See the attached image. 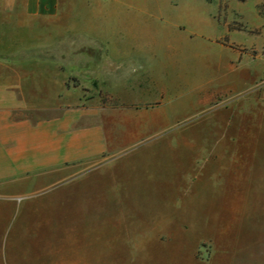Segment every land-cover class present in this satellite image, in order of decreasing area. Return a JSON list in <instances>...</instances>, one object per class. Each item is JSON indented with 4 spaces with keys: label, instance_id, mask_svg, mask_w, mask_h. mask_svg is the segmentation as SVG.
Returning <instances> with one entry per match:
<instances>
[{
    "label": "rangeland",
    "instance_id": "374dc122",
    "mask_svg": "<svg viewBox=\"0 0 264 264\" xmlns=\"http://www.w3.org/2000/svg\"><path fill=\"white\" fill-rule=\"evenodd\" d=\"M58 12L35 48L132 45L168 63L161 131L83 166L80 205L59 218L66 264H264V0H62ZM33 56L45 92L46 53ZM67 71L81 102L118 105Z\"/></svg>",
    "mask_w": 264,
    "mask_h": 264
},
{
    "label": "crops",
    "instance_id": "0c3cea01",
    "mask_svg": "<svg viewBox=\"0 0 264 264\" xmlns=\"http://www.w3.org/2000/svg\"><path fill=\"white\" fill-rule=\"evenodd\" d=\"M61 1L0 0V264L72 262L60 241L65 225L59 218L66 207L80 205L74 186L83 166L120 154L140 134L160 132L164 123L160 97L166 89L158 80L168 63L154 50L93 44L35 48V30L60 17ZM35 51L46 53L40 62L45 92L29 71ZM69 69L81 84L97 85L106 101L118 105L99 104L98 95L81 102L80 92L66 88ZM118 69L125 84L121 94H113L109 81ZM71 95L74 103H67Z\"/></svg>",
    "mask_w": 264,
    "mask_h": 264
}]
</instances>
